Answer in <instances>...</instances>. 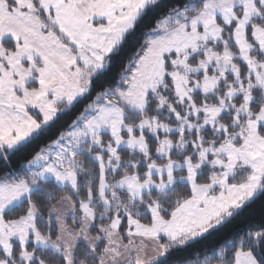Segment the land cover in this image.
<instances>
[{
	"label": "snow or ice",
	"instance_id": "snow-or-ice-1",
	"mask_svg": "<svg viewBox=\"0 0 264 264\" xmlns=\"http://www.w3.org/2000/svg\"><path fill=\"white\" fill-rule=\"evenodd\" d=\"M0 264H264V0H0Z\"/></svg>",
	"mask_w": 264,
	"mask_h": 264
}]
</instances>
